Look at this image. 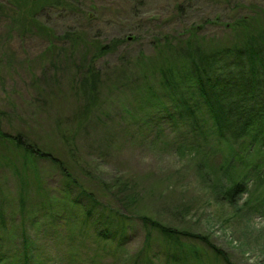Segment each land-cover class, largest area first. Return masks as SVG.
Masks as SVG:
<instances>
[{
	"label": "rangeland",
	"instance_id": "rangeland-1",
	"mask_svg": "<svg viewBox=\"0 0 264 264\" xmlns=\"http://www.w3.org/2000/svg\"><path fill=\"white\" fill-rule=\"evenodd\" d=\"M61 1L50 0L36 8L30 0H15V13L0 18L2 131L12 137L28 136L27 141H34L42 151L64 158L76 180L97 193L103 203L119 209L121 215H129L131 210L116 203L118 192L112 189L113 183L140 182L133 192L142 195V215L165 219L168 227L187 235L183 238L187 246L169 257L172 250L156 235L152 244H146L145 230L137 220L124 223L127 236L117 246L104 239V228L86 222L77 212L74 217L68 214L61 224L53 218L49 224L44 221L46 226L40 223L38 227L44 231L27 229V240L37 245L30 256L32 264H131L141 248L142 260L149 258L145 264H224L192 235L208 238L231 264H264V186L248 183L254 196L245 193L234 206L226 203L222 196L225 178L214 176L216 169L211 168L225 155L231 166H238L230 151L221 141L213 140L207 149L194 134H176L179 130L171 126L166 110L170 104L160 96L165 92L161 75L144 71L150 69L148 60L156 61L155 67L168 69L181 62L180 50L187 53L198 48L206 53L219 45L241 44L250 37L249 32L264 33V0ZM33 15L42 31L31 26ZM86 68L100 75L92 118L95 124L98 118L103 126L91 128L90 138L83 143L79 139L81 160L72 163L61 149L52 116L57 114L62 121L69 116V108L73 109L69 83L72 77L77 81ZM117 70L126 73L128 82L123 89L111 81ZM32 86L44 95L35 94ZM48 94L54 98L43 102ZM33 103L44 104V110L49 104L52 110L40 113ZM151 115H156V128L142 132L141 123ZM11 140L0 141V199L4 219L13 224L21 220L16 209L17 176L31 175L46 183L52 196L64 184L49 162L24 155ZM208 151L214 164L200 167V158ZM248 154L263 157L264 149L254 147ZM234 168L235 174L242 170ZM43 196L49 193H41ZM38 198L31 196L28 204ZM179 208L184 209L183 214L175 212ZM16 236H2L1 251L5 248L8 257L16 250L12 244L21 242ZM17 249L21 251V245ZM156 253L157 258L151 260Z\"/></svg>",
	"mask_w": 264,
	"mask_h": 264
},
{
	"label": "trees",
	"instance_id": "trees-1",
	"mask_svg": "<svg viewBox=\"0 0 264 264\" xmlns=\"http://www.w3.org/2000/svg\"><path fill=\"white\" fill-rule=\"evenodd\" d=\"M30 1L38 8L50 0ZM54 1L59 2L61 0ZM37 5L39 6L37 7ZM14 9H16L15 0H4L3 4L0 3V18L12 15L15 13ZM31 26L41 31L43 29L37 27L34 15L31 17ZM248 35L250 37L244 39L241 44L231 47L219 45L216 50H209L206 53L201 52L198 48H192L187 53L180 50L183 51L179 53L181 62L175 67L170 65L168 69L163 68V65L160 68L155 67L156 61L148 60L150 69L144 70L151 76L161 75L165 92L160 96L170 104L166 110L168 111L167 114L170 115L169 119L173 122L171 126L174 128L177 126V130H179L178 133H174L178 135L194 134L202 143L200 144L199 140L195 142L200 146L204 145L207 149H211L213 140L215 143L221 141L225 149L230 151V157L234 162L236 161L238 166H231V159L225 155L211 169H216L214 176L220 174L225 178L222 183V191H224L222 196L226 203L232 206L236 204L237 199L242 194H253L248 189V183L256 184L261 188L264 186V156L253 158L248 154L254 147L264 149V33L249 32ZM68 36L69 34L65 35V37ZM188 42L192 41L189 40ZM92 71V68H86L81 73L76 72L79 73L77 81L72 77L69 83V93L73 101V109L72 107L69 108L72 110L69 116L62 121L59 119V115H51L56 134L61 141V149L72 163H78L81 160L80 149L77 145L79 139H83V143L87 138H90L89 130L91 128L98 125L103 126L98 118L96 119L98 124L93 123L92 113L98 104L101 80L99 72ZM84 72L85 74H82ZM123 72L124 70H117L112 74V84L119 86L120 89H123V86L128 82L125 80L126 73ZM128 72L132 74L129 69ZM143 76L145 79L146 75ZM32 87L35 94L44 95L34 86ZM112 93L114 94V92ZM50 98H54V95L48 94L43 102ZM31 105L34 110L40 113L49 114L52 110L49 104L46 110L41 107L44 104L39 106L37 103H33ZM155 119L156 115L147 117L143 124L141 123L142 132L155 129ZM1 128L0 122V141L12 139L11 141L17 147L23 149L24 155L26 153L38 161L49 162L61 174L64 188L63 191L57 189L52 196L51 190L45 188L46 183L33 180L31 175L17 176L19 182L16 197L19 200L16 202V209L21 218L19 223L14 222L12 224L9 221L7 223L4 219L5 208L0 199V264H32L33 258L30 256L36 252L37 245L33 240H27V229H32V233L37 230L44 231L46 229L38 227L40 223L46 226L44 221L49 224V218H53L54 221L59 220L61 224L68 214L74 217L77 212L84 215L86 222L104 228L102 234L104 239L109 238L113 243H117V246H121L127 236L124 223L137 220L145 230L146 244H152V239L156 235L167 245L168 249L172 250L169 255L171 258L175 256L176 251H183L186 248L187 245L183 240L187 236L185 233H178V229L168 227L165 219L142 215V195L133 192L141 185L140 182L130 180L125 183L121 180L113 183L112 189L117 190L120 197L118 199L117 196L116 203L119 202L122 207L131 210V214L121 215L123 213L119 209L103 203L99 200L97 193L90 191L83 182H78L76 177L70 173L64 158H60L49 151H42L37 144L32 143L34 141H27L28 136H8ZM155 135L159 136L160 134L155 133ZM247 141L250 144L248 149ZM84 146L86 147L87 144L84 143ZM208 153L201 156L200 167L208 166L209 163L214 164L213 156ZM239 166L242 170L235 174L232 170ZM204 175L209 177L206 171ZM220 187L221 184L218 188L220 189ZM41 193H49V196L40 197ZM123 193H125L123 195L125 196L124 200L123 196L120 195ZM31 196H38L39 198L28 204ZM183 210V208H179L175 212L183 214ZM11 224L14 226L12 233L9 232ZM15 233L17 235L15 240L21 239V242L12 244L13 250H16L12 257H8L5 248L4 251H1V241ZM80 233L83 234L84 231L80 230ZM5 235L6 237L3 238L2 236ZM192 237L201 240V244L213 251L224 264H231L227 255L214 246L208 238L196 235H192ZM18 245H21V251L17 249ZM157 254L151 255V260L156 259ZM142 255L144 253L141 248L139 253L134 254L131 258V264H145L149 258L142 260Z\"/></svg>",
	"mask_w": 264,
	"mask_h": 264
}]
</instances>
